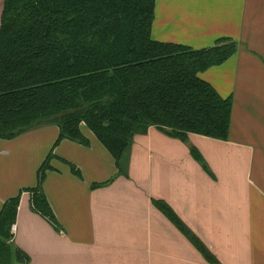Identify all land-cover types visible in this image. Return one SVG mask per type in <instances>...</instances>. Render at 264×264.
Listing matches in <instances>:
<instances>
[{
  "label": "crops",
  "instance_id": "crops-1",
  "mask_svg": "<svg viewBox=\"0 0 264 264\" xmlns=\"http://www.w3.org/2000/svg\"><path fill=\"white\" fill-rule=\"evenodd\" d=\"M2 6L0 0V17ZM151 36L193 49L220 38L237 44L229 60L199 74L232 98L227 141L188 136L212 176L187 144L150 128L134 137L128 177L93 188L117 169L83 128L89 146L61 141L42 185L61 229L32 211L29 193L21 194L12 233L26 264H207L152 200L170 205L221 264H264V0H156ZM57 137V127L42 126L0 139V211L36 186Z\"/></svg>",
  "mask_w": 264,
  "mask_h": 264
},
{
  "label": "trees",
  "instance_id": "trees-1",
  "mask_svg": "<svg viewBox=\"0 0 264 264\" xmlns=\"http://www.w3.org/2000/svg\"><path fill=\"white\" fill-rule=\"evenodd\" d=\"M156 0H3L0 17V139L12 140L42 126L58 137L36 173V186L20 190L0 211V264H26L13 242L21 194L56 231L61 229L42 185L57 145L88 147L89 131L128 177L137 135L150 128L189 147L212 176L190 134L227 141L232 98H223L199 74L220 66L237 51L230 38L212 47H191L152 38ZM71 172L80 171L65 160ZM153 206L208 264H221L203 241L163 200Z\"/></svg>",
  "mask_w": 264,
  "mask_h": 264
},
{
  "label": "rangeland",
  "instance_id": "rangeland-1",
  "mask_svg": "<svg viewBox=\"0 0 264 264\" xmlns=\"http://www.w3.org/2000/svg\"><path fill=\"white\" fill-rule=\"evenodd\" d=\"M163 1H164V0H163ZM85 130H86V129H85ZM13 169H14V171L17 170L15 166H14ZM104 170H107L105 166H104ZM110 170H111V168H110ZM110 170H109V171H110ZM109 171H108V172H109ZM17 172H18V171H17ZM106 174H107V173H106ZM255 174H256V173H255ZM14 176H15V177L17 176V173H16V172H14ZM256 176H257V175H256ZM256 176L253 174V177H254L253 179H255ZM257 177H258V176H257ZM208 249H209V248H208ZM210 251H211V250H210ZM199 256L203 259V257H202L200 254H199ZM216 258H217V257H216ZM217 259H218V258H217ZM203 261H204L205 263H207L204 259H203ZM220 263H221V262H220ZM207 264H208V263H207Z\"/></svg>",
  "mask_w": 264,
  "mask_h": 264
}]
</instances>
